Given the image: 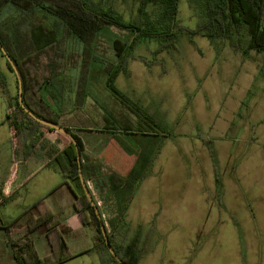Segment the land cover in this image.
Listing matches in <instances>:
<instances>
[{
	"label": "rangeland",
	"instance_id": "374dc122",
	"mask_svg": "<svg viewBox=\"0 0 264 264\" xmlns=\"http://www.w3.org/2000/svg\"><path fill=\"white\" fill-rule=\"evenodd\" d=\"M102 4L133 20L141 2ZM19 5L3 8L1 29L9 31L14 47L36 52L33 41L43 45L46 40H33L28 28L43 19L50 20V28L55 19L25 1L19 0ZM178 19L190 29L197 26L199 17L188 0L180 1ZM70 35L61 37L64 49L56 58L65 90L63 113H57L68 125L93 127L79 132H119L133 139L131 150L125 152L131 160L136 156L135 163L130 168L128 161L120 171L89 156L84 144L87 182L109 209L118 202L119 212L141 187L129 211L133 223L126 215L127 204L126 224L116 232V243L143 242L139 264H264V54L252 51L244 56L228 40L213 41L202 34L191 38L186 32L172 51L157 53V42L145 40L115 79L123 100L108 87L109 69L118 66L116 44L125 46L133 33L110 25L87 41ZM46 55L51 56L50 49L44 62ZM67 58H77V66H66ZM4 85L13 97L18 94L17 76L1 56L0 89L5 90ZM142 112L155 121L144 122ZM45 132L64 135L48 128ZM86 135L80 136L88 144ZM145 171L149 177L135 188L137 176ZM32 196L18 202L22 207L7 211L24 213ZM31 216L13 226L12 239L25 234ZM117 217L116 213L111 219ZM7 224L0 222V264H18L7 240ZM93 232L91 226L86 229L88 235ZM133 233L140 240L130 239ZM47 237L45 227L32 235L40 258L48 247ZM72 238L79 241L82 236ZM92 259L85 258V264H95Z\"/></svg>",
	"mask_w": 264,
	"mask_h": 264
},
{
	"label": "trees",
	"instance_id": "16d2710c",
	"mask_svg": "<svg viewBox=\"0 0 264 264\" xmlns=\"http://www.w3.org/2000/svg\"><path fill=\"white\" fill-rule=\"evenodd\" d=\"M22 1L45 10L47 15L54 17L56 22L55 25H51L52 27L49 28L50 20L43 19L36 23L34 27L28 28L31 29L33 40H46L43 45L33 41L35 48L38 49L36 52L23 46L14 47L10 43L9 36L11 35L9 31L4 32L1 29L4 24H0V42L15 61L22 78L23 103L39 118L63 126L76 138V144L68 138L67 145L54 157L53 163L61 166L64 183L69 184L73 193L80 200L85 215V223H92L97 229L98 243L92 250L101 255V264H121L110 253L105 242L103 229L107 233L113 249L125 263L139 264L143 249L137 243L121 247L114 240L116 232H119L121 226L126 224L123 221L128 203L126 205L123 203L120 206L118 217L111 219L107 226L101 214L97 213V210H99L97 205L96 207L92 205L81 184L78 155L81 157V167L85 180L88 181L90 177L83 159V140L74 130H93V127L66 124L63 122L61 115L59 116L42 95V90H46L52 100L57 103L62 101L65 92L62 86L64 78L62 74H57L62 66L59 65L56 59L59 50L64 49L61 45L62 38L64 36L67 39L71 34L70 36H75L81 41H87L95 32L110 25L131 31L133 37L128 44L125 46L116 44L119 57L118 66L117 69H114L115 67L109 69L108 78L109 89L125 100V95L117 89L114 82L120 72L126 71V64L133 49L145 40L157 42V53L164 50L172 51L177 47L182 34L186 32L191 38L195 34H202L213 41L216 39L228 40L230 46L240 50L244 56H248L252 51L264 54V0H188L190 7L199 17L197 26L194 29L180 24L178 15L181 0H139L141 4L138 7V14L133 20H125L121 14L111 7L103 5L102 0ZM8 5L20 6L19 0H0V16L3 8ZM148 6H152V12L148 10ZM46 24L48 25L46 26ZM60 34L62 36L59 38ZM49 49L51 56L46 55L47 61L44 62L43 55ZM40 53H42L41 57ZM1 56L4 55L0 47ZM76 59L67 58L66 66L76 67L78 64ZM7 65L13 70L8 61ZM56 76H58V79ZM141 115L146 123L155 121L145 113ZM7 122L14 145H17L19 140H25L28 137L33 144L38 142L40 138L47 134L45 128H48L50 132L56 131L37 122L23 110L19 103V92L15 97L9 99ZM140 127L144 128L142 125L137 126V128ZM147 172L145 171L143 175L137 176L135 188L147 175ZM217 182H219V178H217ZM134 191L133 188L131 192ZM42 202L43 199L26 209L16 220L6 226L4 225L8 243L14 249L18 264H60L72 258L65 235L56 228V224L60 221L53 213L39 214L37 217L31 216L26 224L25 234L12 239V234H15L13 233V226L17 221L29 211L38 209ZM44 226L48 227L47 236L52 247V253L45 258H40L32 235Z\"/></svg>",
	"mask_w": 264,
	"mask_h": 264
},
{
	"label": "crops",
	"instance_id": "0c3cea01",
	"mask_svg": "<svg viewBox=\"0 0 264 264\" xmlns=\"http://www.w3.org/2000/svg\"><path fill=\"white\" fill-rule=\"evenodd\" d=\"M6 89H0V222L10 223L20 217L23 214V210L17 213H10L7 208L10 206L22 207L19 206L18 202L22 199L26 200V197L32 193V199L28 202L27 207L34 205L41 199H43V202L38 209L29 211L17 223L30 215L37 217L39 214L53 213L60 221L56 224V228L65 235L64 237L72 256V258L60 264H85V258L89 257L95 258V260L92 259L95 264H101V255L97 251L92 250L98 243L97 229L92 223H85V215L80 200L73 193L69 184L64 183L61 166L53 163L54 157L67 145L68 137H63L64 135H48L47 133L34 144L29 137L25 140H19L17 145L15 144L16 147L12 141L11 131L7 122L9 99L14 96V93L11 88ZM45 91L42 90V92ZM47 96L45 100L52 108L56 112L62 111L63 113V102L57 103L49 95ZM60 121L62 122V120ZM74 131L79 136L81 133H87L88 144L84 141V136H80L84 141L86 153L89 156L99 157L111 168L121 170L120 167H125L128 161L131 168L133 163H135L136 156L134 155L131 160L130 156L128 157L125 152V149L130 151V146L133 144V139L129 135L125 134L126 136L122 137L119 132H115V135H113L99 131ZM122 144L125 145L123 148L120 147ZM148 177L149 175L147 174L142 181ZM140 189L141 187L137 188L127 207L126 215L131 225L133 222L129 211ZM117 203L112 205V217L116 213L118 214ZM90 226L94 229V232L88 235L86 229ZM44 227L47 233L48 227ZM134 234L131 235L130 239L134 237V240H140L139 235L135 234L136 236H134ZM76 236H82V239L75 241L72 237L76 238ZM85 239L86 242L84 241ZM48 243L42 258L52 253L50 242ZM142 243H140V246ZM117 244L125 247L123 245L126 242L118 241Z\"/></svg>",
	"mask_w": 264,
	"mask_h": 264
},
{
	"label": "water",
	"instance_id": "95a60500",
	"mask_svg": "<svg viewBox=\"0 0 264 264\" xmlns=\"http://www.w3.org/2000/svg\"><path fill=\"white\" fill-rule=\"evenodd\" d=\"M0 47H1V50H2V53L3 55L6 57L7 61L10 63L13 71L15 72L16 76H17V80H18V87H19V103L21 105V107L23 108V110L28 113L34 120H36L37 122L47 126V127H50L52 129H55L56 131H59L61 132L62 134H64L65 136H67L69 139H71V141H73V143L76 144V138L70 134L68 132L67 129H65L63 126L61 125H58V124H55V123H52V122H49V121H46L44 119H41L39 118L38 116H36L33 112H31L23 103V84H22V78L20 76V73H19V70L16 66V63L15 61L12 59V57L9 55V53L7 52V50L5 49V47L1 44L0 42ZM78 163H79V173H80V180H81V184L83 186V189L85 191V193L87 194V196L89 197L92 205H94L96 207V203H95V200L92 196V192L90 190V187L87 183V181L85 180V177H84V174H83V170H82V167H81V157L80 155H78ZM97 213L99 214V210H97ZM103 233H104V238H105V242H106V245L110 251V253L117 259L118 262H120L121 264H127L125 263L118 255L117 253L115 252V250L113 249L112 247V244L110 243V240L108 238V235L107 233L105 232V230L103 229Z\"/></svg>",
	"mask_w": 264,
	"mask_h": 264
},
{
	"label": "built area",
	"instance_id": "2783aa9c",
	"mask_svg": "<svg viewBox=\"0 0 264 264\" xmlns=\"http://www.w3.org/2000/svg\"><path fill=\"white\" fill-rule=\"evenodd\" d=\"M89 185V182H87ZM90 190L92 192V196L95 200V203L99 209V213L101 214V217L104 221V223L108 226L109 225V221L112 218V212H111V208H112V204L110 205V209L108 208V205L105 203V201L103 200V197L100 196L98 194V192H96L95 190H93V188L89 185Z\"/></svg>",
	"mask_w": 264,
	"mask_h": 264
}]
</instances>
